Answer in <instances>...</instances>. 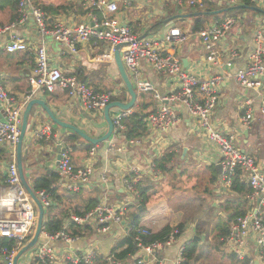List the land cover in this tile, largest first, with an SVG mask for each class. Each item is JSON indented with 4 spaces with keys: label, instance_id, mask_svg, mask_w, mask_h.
<instances>
[{
    "label": "crops",
    "instance_id": "0c3cea01",
    "mask_svg": "<svg viewBox=\"0 0 264 264\" xmlns=\"http://www.w3.org/2000/svg\"><path fill=\"white\" fill-rule=\"evenodd\" d=\"M113 1L119 5L117 18L120 23L130 27L138 36L145 35L151 40L162 39L171 28L187 33V41L176 49V55L182 60L185 69L203 79L216 75L223 77V82L218 87V105L212 116L214 128L223 134L235 135L238 147L256 157L264 170V116L259 112L261 98L264 96V82L261 88L250 89L242 87L232 77L247 66L249 56L255 49L256 33L264 23V14L250 10H234L237 13L233 15L237 16L239 21L219 43L217 53L220 64L213 66L207 61V52L199 40L198 33H194V24L198 18L194 15L207 13L199 16L203 20L204 29L233 16L217 0H200L206 4L204 11L191 7V0H183L180 5L174 0ZM33 2L43 13L48 29L61 26L75 30L91 21V12L101 16L98 11L87 7L83 0ZM253 7L264 10L263 3H255ZM15 13L18 15L16 19ZM19 17V7L17 12H14L0 0V23L17 22ZM17 34L28 45L26 51L8 53L6 47L9 37L0 36V81L6 92L19 102L29 96L30 100L43 101L58 119L77 126L91 137L100 138L105 135L108 127L104 117H94L83 111L77 100L70 99L60 91H38L33 95L28 77L35 67L36 50L45 46L52 66L59 67L64 74L77 75L97 92H113L116 98L122 100H119L120 102L127 103L130 97L119 76L110 43L91 39L88 43L77 45V52H73L69 43L58 42L50 35H42L33 18L19 24ZM141 79L150 83L154 91L143 92L138 87V98L132 113L143 108V113L147 116L156 113L160 108L161 103L155 99V94L169 97L176 92L177 87L174 80L154 71L147 63H142ZM249 101L251 104L247 103ZM166 104L175 109L180 118V122L168 132L146 127V135L128 139L126 130H115L110 140L94 145L90 150L86 149L89 143L82 138L75 144L76 150L70 148L67 138L73 133L55 125L40 106H34L22 149L23 165L29 185L33 188V180L47 171L59 175L58 147L60 151L64 148L70 149L76 167L90 164L94 169L89 185L80 193H75L76 196L67 193L64 184L68 180L59 176L55 186L58 193L67 199L59 205L52 202L50 216L60 219L65 226L74 215V209L85 211V202L89 198L97 199L98 205L105 202L116 209H124V221L120 226H113L108 234L99 233L96 226L91 225L81 229L80 239L74 244L51 243V248L57 256L56 264H85L83 261L89 255L94 256L92 264H113L117 261L122 264H137V255L124 261L116 259V255L125 249L119 246L133 229L131 215L139 205V200L129 193L124 184V180L132 177L135 171L143 175L142 183L145 186L153 188L152 199L141 216V227L156 232L167 225L183 226L177 241L160 253L162 264H175L180 249L185 248L191 241H197L195 239H200L197 241L199 245L196 253L198 264H248V260H237L223 242L222 245L218 244L215 239L218 225L230 227L234 213L239 208L240 199V196L231 190V185L224 182L222 170L219 173L217 169L218 165L222 167L217 145L209 139L198 120L191 116L185 107L175 103ZM2 108L0 101V114L4 117ZM249 109L254 112V117L251 128L247 130L243 128L241 121ZM116 111L113 110L112 114ZM43 126H50L52 129L49 141L38 140L33 136V133ZM131 141L136 144H131ZM92 149H95L93 155ZM170 154H173L170 166L174 167L178 174L184 173L183 183L187 184L195 196L185 192L184 199H174L173 196L180 197V193H183L182 185L173 188L170 185L172 177L151 172L150 168L155 165L154 162ZM12 160V149L8 145L0 146V217L5 218L13 216L9 206L4 203L9 193L6 176ZM239 176L247 183L243 175ZM191 204L196 205V212L190 211ZM250 207L248 201V208ZM139 208L142 209L141 206ZM46 219L45 209V221ZM71 230L75 229L70 228ZM42 243L41 237L39 244ZM248 247L247 259L249 257L254 260V264H261L257 258L254 236L250 238ZM34 254L35 250L25 254L18 264H33ZM3 263V255L0 252V264Z\"/></svg>",
    "mask_w": 264,
    "mask_h": 264
},
{
    "label": "built area",
    "instance_id": "2783aa9c",
    "mask_svg": "<svg viewBox=\"0 0 264 264\" xmlns=\"http://www.w3.org/2000/svg\"><path fill=\"white\" fill-rule=\"evenodd\" d=\"M174 1L178 5L183 3V0ZM249 1L254 4L257 3V0ZM217 2L227 9L241 3L244 4V0H217ZM83 3L90 9L101 13V16L91 12L89 14L91 21L80 25L75 30L65 29L61 26L48 29L44 23L43 13L34 5L33 0H21L18 21L10 24L0 23V36L9 37L6 51L15 53L28 49V45L17 34V26L25 23L29 18H33L42 35H50L58 42L69 43L73 52H77V45L88 43L91 39L110 43L113 54L116 46L125 45L121 49L123 64L143 92H153L154 88L150 83L141 79L142 63H147L154 71L167 75L171 80H174L177 87L174 94L169 97L155 94V99L161 105L156 113L146 116V127L160 132H168L180 122L176 110L166 103H175L185 107L188 113L198 120L209 139L217 145L220 152L224 182L231 185V179L239 174L243 175V179L252 189L251 194L247 197L251 206L249 211L245 215L233 219L230 223L229 232L222 241L237 260H248V264H254V260L249 257L247 259L250 238L254 236L257 244L258 261L264 264V170L256 157L238 147L235 135L223 134L217 131L212 124V116L219 101L218 87L223 82V77L216 75L203 79L185 69L182 60L176 55V49L183 45L188 38L187 33L183 30L171 28L162 39L157 40H151L148 37L141 38L142 36H138L130 27L122 25L118 20L119 5L117 2L113 0H83ZM189 5L198 8L200 11L206 10L204 1L191 0ZM238 21L237 16H228L212 27L198 32L199 40L207 52V61L213 66L220 64L217 53L219 43L237 25ZM263 44L264 23L256 33L255 49L249 56L247 66L232 76L242 87L250 89L262 87L264 82ZM28 81L33 95L36 94L34 92L38 91L45 93L60 91L70 99L77 100L83 111L92 114L94 117H104V109L116 98L113 92H97L93 86L80 80L77 75L64 74L59 67L52 66L45 46H40L36 50L35 67L29 75ZM30 99L31 96L22 102L17 101L6 92L0 81V101L6 119V123L0 121V146L8 145L13 152V160L8 166L6 176L9 193L8 197L4 199L5 205L9 206L8 209L13 216L9 218L0 217V239L6 238L15 243L12 250L6 247L1 249L3 264H14L19 251L31 240L38 222V209L22 185L16 160L23 113L26 105L31 101ZM247 103L251 104L250 101ZM259 112L264 116V96L261 98ZM131 114L132 110L126 112L117 110L113 113L112 119L115 130L125 131L124 121ZM253 117L254 112L249 109L241 121L243 128L247 130L251 128ZM51 134V127L43 126L38 128L33 136L38 140L49 141ZM130 143L136 144L135 141ZM91 154H95V149H92ZM150 170L158 175L162 174L155 165H152ZM58 173L62 179L68 180L64 184V188L68 192L80 193L89 185L94 169L90 164L76 167L70 149L64 148L60 151ZM142 177L143 175L139 171H135L132 177L124 180L126 189L136 199L139 197L136 186L138 183H142ZM36 195L42 202L44 209L52 206L53 203L46 192L40 191ZM123 212V207L116 209L114 206L103 202L83 216L72 215L61 231L48 233L44 230L41 235L43 243L38 244L35 248L33 264H56L57 256L55 250L51 248V243L63 242L69 245L76 243L80 238L79 235H75L69 230L72 226L79 230L95 225L99 233L108 234L113 226L122 224L124 221ZM148 235V229L138 230V235L135 238L140 249V255L136 257L137 264H162L160 253L165 247H170L177 241L180 231L174 226L169 239L146 245L143 242V237ZM183 251L184 247L180 249L179 258L175 264H183ZM93 261L94 256L89 255L83 262L92 264ZM72 264H77V262ZM113 264L122 263L117 261Z\"/></svg>",
    "mask_w": 264,
    "mask_h": 264
},
{
    "label": "trees",
    "instance_id": "16d2710c",
    "mask_svg": "<svg viewBox=\"0 0 264 264\" xmlns=\"http://www.w3.org/2000/svg\"><path fill=\"white\" fill-rule=\"evenodd\" d=\"M21 0H1V2L5 5H9L14 12H17V9L19 7ZM244 4L246 6H254V3H251L249 0H244ZM227 10V8H226ZM229 13H231V10H228ZM16 15V13H15ZM18 15L15 16L14 19L17 18ZM196 22L194 24V33H198L199 31L204 29V24H203V20L201 17L196 18ZM122 101L119 98H114L113 101ZM145 118L146 115L143 113V108H139L138 111H135L131 114L130 117H128L125 121L124 124L126 126V136L128 139H135V138H139L142 137L144 135H146V123H145ZM82 140L81 137L77 134H70V136L67 138V141L69 143L70 148H72L73 150H76V143ZM95 147L94 145H90L88 144L86 146L87 150H90L91 148ZM172 157L173 154L167 155L164 158H161L159 160H157L155 163V166L158 170L161 171L162 174L167 175L169 177H172L171 181H170V185L171 187H177L179 185L183 184V176L184 173L182 172L181 174H178L176 172V170L174 169V167L170 166L171 161H172ZM214 175L216 176V172L215 170L213 171ZM183 174V176H182ZM130 178V176H129ZM183 178V179H182ZM216 178L214 177V180ZM59 180V175L55 172L52 171H47L46 174H43L41 176L36 177L33 180V190L35 193H38L40 191H44L46 192V194L48 195V197L50 198V200L52 202L57 203V205L63 203L67 197L62 196L60 193H58V189L56 188V182ZM139 197V205L138 207L135 208V213L131 215V219H132V225H133V229L130 232V234L128 235L127 238H125L121 244H120V248H125L124 251L118 255H116V259L118 260H125L128 257L131 256H139L140 255V249L138 247L137 241L135 240L136 236L138 235V230L142 229V223H141V216L143 213H145L146 210V206L147 204L150 203L151 199H152V187L149 186H145L143 183H138V185L136 186ZM231 190L233 192H235L237 195L240 196V199L238 200L239 202V208L236 209L235 211V217H239V216H243L245 215L248 211V200H247V196L249 194H251L252 189L250 188V186L245 183L244 181L241 180V177L239 176V174H237L235 177H233L231 179ZM69 195L72 196H76L75 193L72 192H67ZM85 203H87L86 207H85V211H80L77 209H74V215L76 216H83L85 213H87L88 211L92 210L93 208H95L98 205V201L95 198H89ZM139 206L142 207V209L139 208ZM52 207L46 209L47 210V219H46V223H45V228L44 230L48 233H55L57 231H61L64 227L63 222L60 219H57L55 217H51L50 216V209ZM241 209V210H239ZM50 216V217H49ZM179 231H180V235L177 236V239L181 236L182 231H183V226L179 225L176 226ZM73 229V226L71 227ZM174 229V226L171 225H167L165 227H163L162 229L156 231V232H152L150 230H148L149 235L143 237V242L146 245H150L153 243H157V242H164L167 239H169V237L171 236V233ZM70 230V229H69ZM73 234L75 235H79L81 233V229L77 230H71ZM216 232L217 235L215 236V239L217 241L218 244L222 245V240L227 236L228 232H229V227H226V225H218L216 227ZM15 243L12 240H8L6 238L1 239L0 240V252L1 249L3 247H6L10 250L13 249ZM198 245L199 243L197 241H191L190 243H188L183 251V258H184V262L183 264H198V261L196 259V253L198 250ZM247 262L243 263L246 264Z\"/></svg>",
    "mask_w": 264,
    "mask_h": 264
},
{
    "label": "water",
    "instance_id": "95a60500",
    "mask_svg": "<svg viewBox=\"0 0 264 264\" xmlns=\"http://www.w3.org/2000/svg\"><path fill=\"white\" fill-rule=\"evenodd\" d=\"M260 2H263V5H264V0H257V3H260ZM228 10H231V11H234V10H250L253 12L264 14L263 9H261L259 7L246 6V5H237L231 9H227V11ZM203 14H207V13H199V14H196L194 16L199 17ZM145 37H147V36L144 35L141 38H145ZM124 46L125 45H118L115 47L114 62H115V65L117 67L119 76H120L123 84L125 85V88L128 91L130 100L127 103H123L120 101H113L106 106V108L104 109V119L107 123L108 129H107V132L105 133V135H103L102 137H100V138L91 137L90 135H88L87 133H85L84 131L79 129L77 126L58 119L56 117V115L50 110V108L41 100L34 99V100H31L26 105V108H25L24 113H23V121H22V126H21L20 139H19V143H18L17 149H16L17 166H18L19 176H20L22 185L24 186V188L26 189L28 194L31 196V198L35 202L36 207L38 209V222H37V227L35 229V232L33 233L31 240L19 251V253L15 257L14 264H18V261L22 256H24L25 254L35 250V248L37 247V245L40 242V238H41V235L44 231L45 223H46V221H45V209L42 205V202L38 199L33 188L29 185V183L26 179L25 169H24V165H23V152H22L23 143L26 139V135L28 132V126H29V123L31 120L32 111H33L34 106H36V105L40 106L42 108V110L45 111V113L48 115L50 120L55 125L65 129V130H68L74 134L79 135L83 140L88 142L90 145H100V144L110 140L111 137L113 136V134L115 133V126H114L113 119H112V111L116 110V109L120 110L122 112L133 110L135 105H136L137 98H138V94L136 92V90L138 89V86L134 82V80L131 78L129 73L127 72V70L123 64V61H122L121 49ZM0 121L2 123H6V119L3 117L2 114H0ZM58 152H60V147H58ZM59 160H60V155L58 156V161ZM217 169H218L219 173H221L222 167L220 165L217 166ZM195 240L200 241V239H195Z\"/></svg>",
    "mask_w": 264,
    "mask_h": 264
},
{
    "label": "rangeland",
    "instance_id": "374dc122",
    "mask_svg": "<svg viewBox=\"0 0 264 264\" xmlns=\"http://www.w3.org/2000/svg\"><path fill=\"white\" fill-rule=\"evenodd\" d=\"M236 13H237V11H232V12L229 13V14H232V15H233V14H236ZM233 16H234V15H233ZM95 122H97V121H95ZM183 181H184V180H183ZM165 183H167V182H165ZM182 187H183V191H182L183 193H180V195H181L180 197H178V196H173V195H172L174 199H176V198H180V199L182 198V199H184L185 197H184L183 195L186 194V193H189V194H193V195H194V193L191 192V189L187 187V184H186L185 182L182 184ZM187 188H188V189H187ZM181 189H182V188H181ZM185 192H186V193H185ZM194 196H195V195H194ZM190 203H191V202H190ZM191 205H192V204H191ZM189 209H190V211H191V210H193V211H195V212L197 211V208H196V205H195V204H194V206L192 205V207H190ZM202 226H203V224H202ZM211 226H212V225H211ZM209 230H210V226H209ZM209 230H208V231H209ZM211 230H212V229H211Z\"/></svg>",
    "mask_w": 264,
    "mask_h": 264
}]
</instances>
